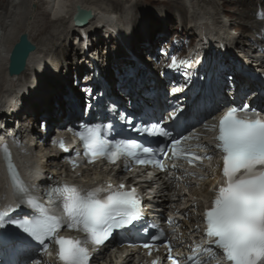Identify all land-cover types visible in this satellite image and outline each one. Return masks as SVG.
I'll list each match as a JSON object with an SVG mask.
<instances>
[{
	"label": "bare ground",
	"instance_id": "obj_1",
	"mask_svg": "<svg viewBox=\"0 0 264 264\" xmlns=\"http://www.w3.org/2000/svg\"><path fill=\"white\" fill-rule=\"evenodd\" d=\"M108 1L111 4L103 0H0V115L5 122L16 124L15 130L24 141L22 149L27 153L26 162L31 168L26 171L29 177L37 173L42 178L48 175L58 178L65 171L67 178L76 181L68 172L66 163L61 161L60 151L52 147L48 139L42 146H37L33 134L36 132L42 137L44 132L37 127L44 124L49 137L64 126V117L69 124L71 120L85 115L88 94L94 85L89 69L93 60L101 70V75L110 83L111 96L119 100L153 99L160 105L168 97L170 85L190 87L194 84L195 75L205 72L203 65L194 64L203 53L214 51L224 66L214 75L217 85L209 96L212 108L228 102L233 97L232 93L240 96L242 89L254 91L255 82L246 77V70L264 71V53L261 50L254 52L255 46L264 44L257 35L261 34L264 27V18L262 21L258 19V10L264 17L262 6L252 8L257 11L253 13V18H249L252 12L249 7L245 8L243 4L239 9L236 7L238 19L244 20L241 25L248 21V26L239 27L243 33L246 29L251 32L250 43H243L239 37L234 38L231 33H227L225 25L228 19L221 18L217 0H161L165 1L166 6L178 9L174 16L177 26L169 25L173 18L165 8L155 12L152 19L147 13L138 18L137 9L128 17L129 10L123 13L118 10L122 7V1L126 3L132 0ZM139 1L136 0V3ZM202 2L212 6L213 11H210L211 8L209 11L202 10ZM30 5H34L35 9H30ZM77 7L90 12L83 26L82 21L77 20ZM186 11L189 19L185 17ZM152 20L158 21V24ZM233 20L236 21L235 17ZM176 27L182 29L183 34L194 36L192 45L185 47L184 51L175 50L174 39L170 41L168 49V44L158 46L168 38L167 32ZM151 28L159 35L153 34ZM21 33L27 34L35 48L28 55L24 70L18 75L8 76L7 56ZM43 35L46 36L43 38ZM37 37L40 39L35 43ZM137 37H141L143 46L138 44ZM165 49L170 51L164 53ZM149 50H155L151 57L157 72L147 62ZM181 52L186 54L180 65H176L179 77L164 75L161 67L165 66L169 55L176 56ZM183 61L186 64H182ZM129 67L132 70L126 75ZM227 76L232 77L231 82L226 79ZM151 89L156 92L155 98L146 95V90ZM261 101L264 103V95ZM75 112L80 116L75 117ZM27 129H30L29 132ZM25 131L27 133L21 135ZM163 182L164 188L157 189L152 200L146 204L151 211L155 207L167 210L175 204V211L178 210V216H181L190 203L202 202L206 193L207 185H203L201 191L194 190L193 197L188 199L190 201L184 207L172 201V195L176 197L175 189L167 181ZM2 196L7 197V192L0 170V199ZM193 210L187 211L191 215L186 220H180L185 231L199 223L198 210ZM109 250L103 247L93 253L90 264H132V251L122 250L111 257Z\"/></svg>",
	"mask_w": 264,
	"mask_h": 264
},
{
	"label": "snow or ice",
	"instance_id": "obj_2",
	"mask_svg": "<svg viewBox=\"0 0 264 264\" xmlns=\"http://www.w3.org/2000/svg\"><path fill=\"white\" fill-rule=\"evenodd\" d=\"M21 43V42H20ZM173 60L171 66H175ZM230 82L231 76H227ZM243 87V85H242ZM150 136H169L159 123L136 129ZM84 144L85 156L90 162L107 157L115 162L121 156L131 157L138 163H152L140 159L139 154H150L153 149L135 140L117 141L112 144L101 135L98 125H86L79 134ZM215 147L223 153L224 182L215 191L214 199L204 212L205 235L208 247L188 257L191 264H203L200 256L214 258L216 252L223 254L226 264H264V117L247 104L235 105L225 111L218 123ZM173 156L179 140H173ZM60 145L64 148V142ZM13 190L21 204L35 210L31 219L14 221L6 211H0V229L16 223L19 229L39 242L47 251V239L58 245L57 257L61 264H89L92 253L88 245L100 246L117 229H125L142 219V201L135 188L124 184L96 187L81 193L74 186L62 185L49 190L48 207L40 204L30 193L32 189L20 179L11 163L7 145H4ZM65 151L68 149L65 148ZM186 157L201 160L202 157L184 153ZM192 163L193 159H189ZM161 168L162 164L159 165ZM108 192L102 196L101 193ZM55 196V200L52 197ZM58 202V203H57ZM78 229L84 233L81 239L59 236L62 226ZM157 239V237H153ZM213 246L216 251L213 250ZM149 248L148 244L144 245ZM172 264L178 261L171 255ZM153 264H159L153 261Z\"/></svg>",
	"mask_w": 264,
	"mask_h": 264
},
{
	"label": "rangeland",
	"instance_id": "obj_3",
	"mask_svg": "<svg viewBox=\"0 0 264 264\" xmlns=\"http://www.w3.org/2000/svg\"><path fill=\"white\" fill-rule=\"evenodd\" d=\"M105 3H107V4H111L108 0H103ZM217 1H219V3H220V10H221V18L222 19H228L227 20V22H226V25H225V27H226V30H227V33L228 34H230L231 33V35L235 38V37H239L240 38V40H241V42L243 41V43L244 42H249L250 43V34L249 33H251L250 32V30H248V29H246V30H244V33L242 32V29L239 27V26H241V27H244V26H248L246 23L248 22H245V24L243 23L242 25H241V23H242V21H244V20H239L238 18H239V15H238V11H236V9L238 8H241V7H245V8H250L251 9V11L252 12H250L251 14H250V17L249 18H253L254 16H252L253 15V13H257V11H256V8H254L253 10H252V8L253 7H255V6H262V7H264V0H217ZM206 2H202V4H200V7L201 8H203L202 10H206V11H209V9H210V11H213V8H212V6H210L209 4H207ZM243 4V6H241ZM127 5V6H126ZM122 7H120V10H118V12L120 11L121 13H123L124 11H126V10H129L128 11V13H129V16L128 17H130L131 15L130 14H133V12L135 11L134 9H137V11H138V13H137V16H138V18H140V17H143L144 16V13H147L148 15V17L150 18V19H152V18H154L155 17V14L157 13V11L161 8V9H167L168 10V12L169 13H171V16H172V21L171 22H169V25H171V26H177V20H175L174 19V16H175V13H176V10H178L177 8H175V7H171V6H166L165 5V1L163 2V1H161V0H141V1H139L138 3H136V0H132V1H129V2H124V1H122V5H121ZM237 7V8H236ZM35 9V6L34 5H30V9ZM170 10H169V9ZM224 8H227V9H229L228 11L227 10H223ZM118 9H119V6H118ZM123 10V11H122ZM255 10V11H254ZM132 11V12H131ZM235 11V12H234ZM156 12V13H155ZM234 14V15H233ZM113 15H115V14H113ZM143 15V16H142ZM231 15V16H230ZM255 15V14H254ZM189 15H188V12L186 11L185 12V17H186V19H189V18H187ZM234 17H235V22H234ZM29 20H31V18L29 17L28 18ZM88 19H89V17H87V21H88ZM246 19V18H245ZM74 20V19H73ZM86 20H84L85 21V23H87V21ZM232 20V21H231ZM248 20V19H247ZM153 21V20H152ZM154 23H156V24H158V21H153ZM231 22H233L232 24H231ZM244 25V26H243ZM177 30V31H176ZM150 31L151 32H153V34H155V35H159L157 32H156V30H154V28H151L150 29ZM156 32V33H155ZM183 30L182 29H180V28H171V30H169L168 32H167V34L166 35H168V38H165V40L164 41H162L158 46H162L163 47V45H165V44H168V47H167V49L168 48H170L169 47V44H170V41H174V39L176 40V42H175V44H174V46H175V50H181V51H184L185 50V47H190L191 45H192V43L194 42V36H187V35H185V34H183ZM152 34V33H151ZM171 34V36H169ZM174 34H177V35H179L180 37L178 38V37H175V35ZM235 34H236V36H235ZM252 35H253V33H252ZM46 35H43L42 37L44 38ZM161 36V35H160ZM137 38H139V39H137L138 40V44H141V46H143L142 45V43H144L143 41H142V39H140L141 37H137ZM252 38V37H251ZM40 39V37H37V39H36V41H35V43L36 42H38L37 40H39ZM178 41V42H177ZM182 42V43H181ZM184 42V43H183ZM242 44V43H241ZM158 46H156V47H154L155 49L158 47ZM35 48V47H34ZM150 52L147 54V58L149 59L147 62H148V64H149V66H151V68H153V70L155 71V72H157V70L154 68V64H153V59H152V54L155 52V50L153 51V50H149ZM187 51V50H186ZM254 52H257V48L255 47L254 48ZM183 54V53H182ZM185 54H186V52H185ZM184 54V55H185ZM89 63V62H88ZM164 63V62H163ZM86 65V64H85ZM41 126L42 125H40V126H38L37 128H39V129H42L41 128ZM43 127V126H42Z\"/></svg>",
	"mask_w": 264,
	"mask_h": 264
},
{
	"label": "water",
	"instance_id": "obj_4",
	"mask_svg": "<svg viewBox=\"0 0 264 264\" xmlns=\"http://www.w3.org/2000/svg\"><path fill=\"white\" fill-rule=\"evenodd\" d=\"M76 15L77 17H80L79 20L83 21L90 16V12L80 7H77ZM33 50L34 44L30 42L27 37V34L21 33L9 54L8 73L10 75H18L19 73H21L25 68L28 55Z\"/></svg>",
	"mask_w": 264,
	"mask_h": 264
}]
</instances>
